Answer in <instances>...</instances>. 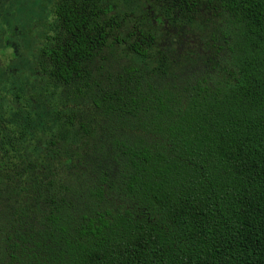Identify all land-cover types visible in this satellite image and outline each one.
Segmentation results:
<instances>
[{
  "label": "trees",
  "instance_id": "obj_1",
  "mask_svg": "<svg viewBox=\"0 0 264 264\" xmlns=\"http://www.w3.org/2000/svg\"><path fill=\"white\" fill-rule=\"evenodd\" d=\"M144 1L124 45L113 1L54 0L35 91L0 94V264H264V0ZM201 9L195 72L150 68Z\"/></svg>",
  "mask_w": 264,
  "mask_h": 264
},
{
  "label": "rangeland",
  "instance_id": "obj_2",
  "mask_svg": "<svg viewBox=\"0 0 264 264\" xmlns=\"http://www.w3.org/2000/svg\"><path fill=\"white\" fill-rule=\"evenodd\" d=\"M0 10V94L9 98L12 94L20 93L21 97H28L35 91V65L37 50L45 44L44 36L48 34L51 25L49 6L54 0H5ZM117 6L114 14L119 22L124 14H131L119 28L112 32L110 42L114 37L123 39L127 45L134 38L126 39L127 34L134 30L138 18L142 17L146 2L131 0L126 4L124 0H110ZM202 3L205 0H200ZM9 5V9L5 7ZM47 11V12H46ZM150 11V10H149ZM191 24H174L158 26L155 33V43L149 49L152 55L150 68H156V58L166 59V78H186L195 72L198 64L204 58L202 47L197 45L207 39L209 22L208 14L202 9L193 15ZM162 23L165 18L160 17ZM150 27L158 25L149 19ZM208 25H207V24ZM173 27V31L171 30ZM166 31V32H165ZM169 31V32H168ZM166 34V35H165ZM114 47L122 49L115 42ZM5 47L4 52L2 48ZM107 61L113 60L114 48L105 51ZM159 72V70H158ZM35 80V81H34ZM2 111V109L0 110Z\"/></svg>",
  "mask_w": 264,
  "mask_h": 264
}]
</instances>
